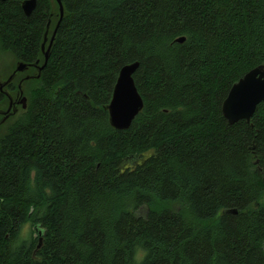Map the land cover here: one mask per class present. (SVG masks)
<instances>
[{
    "label": "trees",
    "instance_id": "16d2710c",
    "mask_svg": "<svg viewBox=\"0 0 264 264\" xmlns=\"http://www.w3.org/2000/svg\"><path fill=\"white\" fill-rule=\"evenodd\" d=\"M25 1H0V56L42 67L59 27L0 140V264H264V102L222 114L264 66V0ZM133 63L144 107L117 131Z\"/></svg>",
    "mask_w": 264,
    "mask_h": 264
},
{
    "label": "water",
    "instance_id": "95a60500",
    "mask_svg": "<svg viewBox=\"0 0 264 264\" xmlns=\"http://www.w3.org/2000/svg\"><path fill=\"white\" fill-rule=\"evenodd\" d=\"M5 2L7 0H0ZM38 0H27L23 3L22 9L26 17H30L34 9L36 8ZM60 9V20L64 15V9L61 0H56ZM59 23L55 28L50 45L47 52H45V63L44 65L38 66L39 63L32 65L34 68L38 69V76L44 66L46 65L49 57L50 48L54 42L56 32L58 30ZM179 43L184 42V38L177 40ZM47 38L44 40L42 46L43 51L45 50V44ZM28 65L19 62L15 71L9 77L5 83L0 82V93L5 95L9 99V107L6 112H0V116H3V123L12 113V108L14 107V101L12 97L5 92V88L11 84L14 78L23 73L28 69ZM139 64L133 63L123 67L119 73L117 83L113 90V96L111 103L106 108L109 113V123L110 126L117 131L128 130L135 118L141 113L144 107L143 100L138 92V89L134 82V74L138 70ZM31 77L27 76L18 86V89H22V84L24 81L30 80ZM264 102V66H259L250 72H248L243 78H241L237 83H235L230 89L227 98L222 105V114L229 125H234L240 121L250 122L253 117L257 107ZM21 104L25 109L27 106V99L22 98L18 104ZM37 231L41 232L39 228ZM42 245V238L39 241L38 249Z\"/></svg>",
    "mask_w": 264,
    "mask_h": 264
},
{
    "label": "rangeland",
    "instance_id": "374dc122",
    "mask_svg": "<svg viewBox=\"0 0 264 264\" xmlns=\"http://www.w3.org/2000/svg\"><path fill=\"white\" fill-rule=\"evenodd\" d=\"M52 26L53 25H51L50 30H49V35L50 36H51L52 31H53V27ZM18 63L19 62L9 53L8 54H2L0 56V82L1 83H5L9 79V77L15 71ZM35 74H36V70L35 69H27L23 73L18 74L14 78V80L11 82V84H9V85H13L15 87H18L20 85V83L24 80L25 77H27V76L33 77ZM28 81H30V80H28ZM4 90L7 93L10 92V91H8L9 90L8 87H6ZM10 93L9 94L11 95L13 101L17 100L18 102H20L22 98L26 99V94H25L23 86H22V89L19 90L18 92L15 91V92H10ZM23 109L24 108L22 107V105L20 103L17 104L16 106H14L12 108L11 115L3 123L0 124V140H1V138H3L6 135L8 129L10 128V126L23 113V111H24ZM6 111H7V106H0V112H6ZM2 120H3V116L0 117V122ZM262 203H264V199L262 200ZM34 230H35V228L27 227L25 229V231H24V236L25 237L30 236L31 232L33 233Z\"/></svg>",
    "mask_w": 264,
    "mask_h": 264
},
{
    "label": "flooded vegetation",
    "instance_id": "af4514ba",
    "mask_svg": "<svg viewBox=\"0 0 264 264\" xmlns=\"http://www.w3.org/2000/svg\"><path fill=\"white\" fill-rule=\"evenodd\" d=\"M39 66V65H38ZM28 69H30V68H28ZM36 71L38 70L37 68H34ZM9 86V85H8ZM7 86V87H8ZM6 92V91H5ZM18 104V101L17 100H14V106H16Z\"/></svg>",
    "mask_w": 264,
    "mask_h": 264
}]
</instances>
